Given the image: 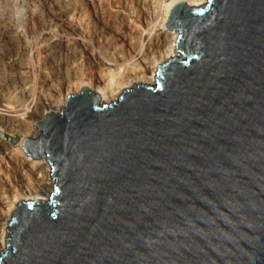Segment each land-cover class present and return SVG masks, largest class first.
Here are the masks:
<instances>
[{
    "label": "water",
    "instance_id": "water-1",
    "mask_svg": "<svg viewBox=\"0 0 264 264\" xmlns=\"http://www.w3.org/2000/svg\"><path fill=\"white\" fill-rule=\"evenodd\" d=\"M165 26L154 86H84L24 138L54 190L16 205L0 264H264V0L179 2Z\"/></svg>",
    "mask_w": 264,
    "mask_h": 264
},
{
    "label": "rangeland",
    "instance_id": "rangeland-1",
    "mask_svg": "<svg viewBox=\"0 0 264 264\" xmlns=\"http://www.w3.org/2000/svg\"><path fill=\"white\" fill-rule=\"evenodd\" d=\"M88 1H90V4ZM166 1L168 0H159L158 3H156L157 10L160 9L161 3L163 4ZM87 2L88 5H86ZM145 3L147 5L150 4L148 0L147 2L146 0H140V1L138 0H64V2L63 0H0V109L2 110L7 109L8 110V112L6 110L7 113H9V110H11L9 113L10 115L18 114L19 112L18 115L12 116V118L10 116L11 121L8 123L9 125L7 123H4V121L1 119V117L4 116L0 114V120H1L0 144L6 142L5 144L9 146L11 145L10 147L11 148L13 147L12 149H14L16 147V144L19 143V140L21 139L22 135H26L32 138L35 133L40 132L38 128L39 122L37 123V118L41 116L42 110L49 108L51 104L54 105V103H56L57 100L56 97H60L58 95H61V97L63 96L68 84L70 85L74 84L71 83V81L74 82L75 80L76 82V78L77 79L81 78L83 72L85 74L89 72L88 71L89 69L88 70L86 69L88 68L87 64H89L87 63L88 56L84 55L82 58L77 57V60L79 59L78 62L77 60H74L75 62L72 63L73 60L71 61V56L70 54L66 53L65 49L60 47H53L52 45V42L55 39H59V38L67 39L66 34L68 35V29H67L66 21L70 17L73 16L72 20L74 21V23H76V25L78 23L79 27L82 26V28L85 31H88V33L90 34V39L92 38L91 39L92 43H90L91 45L90 47L93 50L95 49V52H97L98 50L101 51L100 50L101 47L103 48L102 51H104L106 47L109 48L106 49L109 53L116 50L115 48L117 49L121 48L122 42L116 40V36H113L114 32L112 31L116 25H119L121 23V21H124V23H128L130 22V20L132 21L130 22L131 29L134 26L133 29L137 30L138 32L134 31L133 29L126 30L124 28L126 34L131 33L130 36L135 37L136 35L138 36L142 33L141 34L143 35L142 40L145 43L143 45V48H145L144 50H146L147 48L146 41L148 38L145 35L147 32L145 30V21H144L145 19L141 14L142 13L141 10L143 11L145 7H147ZM35 6L37 7L36 9H31V8H35ZM87 7L89 9L86 10L83 9ZM77 9L78 11H76ZM83 10H85L87 13L84 12ZM88 10L91 11L92 13L91 12L88 13ZM68 13L70 15L72 13L73 14L70 16L68 15ZM78 13H80V15ZM159 13L161 17V10H159ZM77 15L80 17H78ZM29 16H31V18ZM94 19H96L95 24H91L94 23ZM102 21H103V26H102ZM124 23H122L121 25H123ZM128 24H126V26ZM92 25H95V27ZM42 31H44V33ZM45 31H47L48 33ZM59 32L61 33V35ZM109 33L111 36L109 35ZM48 35L50 36V38ZM96 37L100 41H97ZM134 40H138V38L135 37ZM139 40L140 42L142 41L141 39ZM65 61H66V66H65ZM76 66H83V67L76 68ZM75 69H78L79 71L77 70L76 72ZM83 69H85L86 71H83ZM25 86L27 88L30 86V88L27 89ZM23 89L25 92L24 95H23ZM71 89L75 90V86L71 87ZM28 92L29 94L30 93L31 94L29 95ZM7 94H9L10 96H8ZM11 94L15 98L13 96L11 97ZM15 94L17 96L18 95L20 96L17 97L15 96ZM10 99L11 101L9 102ZM18 99L20 100L22 99L21 101L24 105H22L21 101H19ZM16 101H18L19 103H17ZM14 102L16 105L19 104L21 107H18L19 105L16 106ZM100 104L103 103L100 102ZM25 105L27 106V108ZM18 109L21 110L19 111ZM61 112L62 109L58 111V113ZM18 124L22 126H18ZM35 124L36 126L34 129L32 127ZM20 129H22L21 132ZM5 131L8 133H6ZM0 164H2V166L0 165L1 167L0 170L2 169L0 171L1 172L0 176L4 177L2 174L6 175V173L8 174V172L9 175L11 176L12 170L10 168V165L9 164L6 165V163H2V162H0ZM8 182L9 180L5 185H8ZM0 187H1L0 191L7 190L8 188V186L6 187L4 186L5 188H3L2 182H0Z\"/></svg>",
    "mask_w": 264,
    "mask_h": 264
},
{
    "label": "bare ground",
    "instance_id": "bare-ground-1",
    "mask_svg": "<svg viewBox=\"0 0 264 264\" xmlns=\"http://www.w3.org/2000/svg\"><path fill=\"white\" fill-rule=\"evenodd\" d=\"M138 1H140V0H138ZM148 1L150 2V4L147 5L145 3L147 5V7H145V9L143 11L141 10V12H142L141 14L143 15V18L145 19L144 20L145 21V30L147 31V32L145 31L146 32L145 35L148 38L146 41V44H147L146 50H144L145 48H143V45L145 43L142 40V36H143V35H141L142 33L141 34L139 33L140 35L135 36L138 38V40L141 39L142 40L141 42H140V40L139 41L134 40L135 37L130 36L131 33L126 34V31L124 30V28L126 30L131 29L130 22H132V21L130 20V22L127 21L129 24L124 23V21H121V23L119 25H116L112 31V32H114L113 36H116V40H119L122 42L121 48H119V49L115 48L116 50L109 53L106 50L109 48L106 47V49L104 51H102L103 48L101 47V49H100L101 51L98 50L99 52L98 51L95 52V49L93 50L90 47L91 46L90 43H92L91 42L92 38L90 39V34L88 33V31H85L82 28V26L79 27L78 23L76 25V23H74V21L72 20L73 16L70 17L75 11L71 15L69 14L70 12L68 13V15H70L69 16L70 18L69 19L67 18L68 20L66 21V24H67L69 38H68V35L66 34L67 39H62V38L55 39V40H53L52 45H53V47H60V48L65 49L66 53L70 54L71 61L73 60L72 63L75 62L74 60H77V57L82 58L84 55L88 56L87 57V61H88L87 63H89V64H87L88 68H86V69L87 70L89 69L88 70L89 72L87 74H85L83 72V75L81 73V75H82L81 78H79L77 76L79 79L76 78V82H75V80H74V82L71 81V83H74V84H72V85L68 84L67 88L65 89V93L63 94V96L61 97V95H58L61 98L56 97L57 100H56V103H54V105L51 104L49 106V108L42 110L41 116L39 118H37V123L42 122L48 113H51V112L52 113H58V111L61 110V106L63 108H65L67 105L66 101L68 100L69 94H71V93H74L76 95L79 94L81 92V89L84 86H86L90 91H93L94 93H98L100 95V101L103 104L104 103L110 104V103L118 101V99L120 98V95H122V93H123V90H125L127 88L131 89L133 87V83H135V85H137V84L155 85L156 84L155 74L157 73V70H158L157 66L167 62L170 58L178 56V54L174 53V51L176 49L175 41H176L177 37L179 36V32L175 31V30L166 29V26H165V24L167 22V17L169 16L171 9L179 2H185L187 5H189L191 7H202L206 3H208L209 0H168V1L164 2L163 4L161 3V5H160L159 10H161V17L159 15L160 14L159 10H157V8H156V3H158L159 0H148ZM63 2H64V0H63ZM88 2L90 4V1H88ZM88 2L86 5H88ZM146 2H147V0H146ZM98 5H99V3H98ZM158 6H159V4H158ZM84 7H85V5H84ZM36 8L37 7L35 6V8H31V9H36ZM64 8H65V6H64ZM83 9L86 10L89 8L87 7V8H83ZM53 10H54V8H53ZM72 10H73V8H72ZM85 10H83V11L86 12ZM76 11H78V9ZM92 11H94V10H92ZM30 12H31V10H30ZM89 12H91V11L88 10V13ZM80 13H78V14L80 15ZM99 15H100V13H99ZM29 17L31 18V16H29ZM78 17H80V16H78ZM88 17H89V15H88ZM83 19H84V17H83ZM86 19H88V18H86ZM95 20L96 19H94V23H91V24H95ZM82 22H84V21H82ZM122 23H124V24L121 25ZM126 24H128V25L126 26ZM92 26L95 27V25H92ZM102 26H103V21H102ZM102 26H101V28H102ZM87 27H89V26H87ZM133 27H132V29H133ZM134 31H137V30H134ZM42 32L44 33V31H42ZM45 32H47V31H45ZM60 35H61V33H60ZM109 35H110V33H109ZM50 36H51V34H50ZM50 36H49V38H50ZM62 36H63V33H62ZM99 36H100V34H99ZM96 39H97V41H100V40H98L97 37H96ZM114 46H116V45H114ZM98 47H99V45H98ZM96 49H97V47H96ZM78 60H77V62H78ZM27 63H29V62H27ZM75 65H76V63H75ZM65 66H66V61H65ZM77 67H83V66H76V68ZM78 69H75L76 72ZM83 71H86V70L83 69ZM63 77H64V75H63ZM73 86H75V90L71 89V87H73ZM69 87H70V89H69ZM28 88H30V86ZM24 93L25 92L23 89V95H24ZM28 94H29V92H28ZM28 94H27V97H28ZM7 95L10 96L9 94H7ZM12 96L13 95L11 94V97ZM15 96H17V95L15 94ZM18 96H20V95H18ZM18 100L21 101L22 99L21 100L18 99ZM10 101H11V99L9 100V102ZM12 101H13V99H12ZM16 102L19 103L18 101H16ZM14 104H15V102H14ZM21 104L24 105L22 103V101H21ZM17 105H19V104H17ZM9 106H12V105H9ZM18 107H21V106L19 105ZM26 108H27V106H26ZM26 108H25V110H26ZM50 108H52V109H50ZM10 109H12V108H10ZM0 110L2 111V112L0 111V114L4 116V117H1V119L4 121V123H7V124L11 121L12 116H16L19 114V112H18V114H14V115L11 114L10 115L9 113L11 110H9V113H7L8 112L7 109H5V110L0 109ZM6 110H7V112H6ZM10 116H11V118H10ZM16 123H14V124H16ZM36 124L32 128L35 129ZM18 126H22V125L18 124ZM4 130H6V129H4ZM21 130L22 129H20V132H21ZM6 133H8V132H6ZM39 134H40V132L35 133L32 138L39 136ZM25 137H28V136L22 135L21 139L19 140V143L16 144V147L14 149H12L13 147L12 148L10 147L11 145L9 146V145L5 144L6 142L3 144L2 143L0 144V162L6 163V165L9 164L10 168L12 170V174H13V176L11 174L12 178L9 175V172H8V174L6 173V175L2 174L4 177L0 176V182H2V187L5 188L6 186H8L7 190L3 189L4 191H0V254L4 253V251L6 250L7 226H8V223L10 221L11 215L15 211L16 205L19 203V201L21 199H23L24 201L37 200L38 198L48 201L51 197L53 190H54L55 180H54V178H51V176H50L51 165L48 163V161L45 158L31 159L28 155L24 154V152L22 151V143H23V140ZM0 165L2 166V164H0ZM2 173H3V171H2ZM8 180H9L8 185H5Z\"/></svg>",
    "mask_w": 264,
    "mask_h": 264
}]
</instances>
